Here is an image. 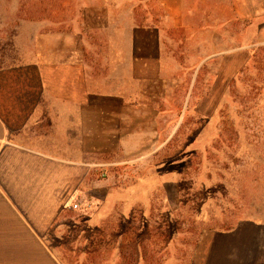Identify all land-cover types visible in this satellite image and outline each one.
Listing matches in <instances>:
<instances>
[{
  "label": "crops",
  "instance_id": "0c3cea01",
  "mask_svg": "<svg viewBox=\"0 0 264 264\" xmlns=\"http://www.w3.org/2000/svg\"><path fill=\"white\" fill-rule=\"evenodd\" d=\"M249 2L85 0L96 22L62 30L50 26L51 0L32 6L48 16L23 14L25 0H0V264H262L263 222L188 230L195 213L214 209L215 194L169 192L167 179L157 192L122 191L117 178L91 172L148 164L161 145L147 148L149 136L136 124L154 99L139 84L153 60L137 56V30H155L154 39L164 40L166 29L178 30L196 8L235 9L236 20L247 21ZM142 7L160 10L159 24L156 11L128 27L99 22ZM100 31L119 38L123 32L128 46L109 49L106 59L92 38ZM147 168L156 184L158 170ZM173 181L180 183L179 176ZM78 197L93 207L74 208ZM185 213L193 220L185 221Z\"/></svg>",
  "mask_w": 264,
  "mask_h": 264
},
{
  "label": "rangeland",
  "instance_id": "374dc122",
  "mask_svg": "<svg viewBox=\"0 0 264 264\" xmlns=\"http://www.w3.org/2000/svg\"><path fill=\"white\" fill-rule=\"evenodd\" d=\"M51 1L53 28L79 30L82 23L96 22L95 15L82 7L85 0ZM34 2L38 0H25L29 6L21 12L31 16L41 10L48 16V9L34 8ZM150 11H156L153 23L159 24L162 12L144 7L121 8L115 19L102 16L99 22L128 27ZM234 11L192 9V15L181 18L182 27L166 29L161 41L154 39L155 30H137V56L152 54L153 60L139 84L154 99L136 124H143L149 136L147 148L161 145L147 157L148 164L113 163L105 167V177L100 176V167L91 169L96 179L117 178L122 191L157 192L167 179L169 192L215 194L214 209L195 213L196 223L189 231L227 229L245 219L264 223V0H250L247 21L236 20ZM92 38L106 59L109 49L123 51L128 46L123 32L119 38L100 31ZM157 43L166 53L162 70ZM148 166L158 170L157 185L150 180ZM161 169L168 174L161 176ZM177 175L178 184L173 181ZM184 218L193 220L187 213ZM259 258L264 264V252Z\"/></svg>",
  "mask_w": 264,
  "mask_h": 264
},
{
  "label": "built area",
  "instance_id": "2783aa9c",
  "mask_svg": "<svg viewBox=\"0 0 264 264\" xmlns=\"http://www.w3.org/2000/svg\"><path fill=\"white\" fill-rule=\"evenodd\" d=\"M106 166L107 165L98 166V167H100V176L101 177L107 176V168H105ZM73 207L80 209V210H87V209L91 208V203H89V201L86 200L85 198L78 197V199H76L73 202Z\"/></svg>",
  "mask_w": 264,
  "mask_h": 264
}]
</instances>
